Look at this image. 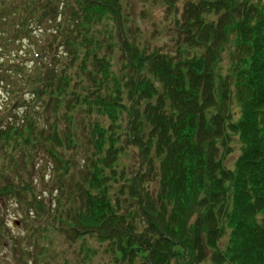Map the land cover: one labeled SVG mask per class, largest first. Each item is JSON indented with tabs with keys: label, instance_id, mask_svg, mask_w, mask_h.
Instances as JSON below:
<instances>
[{
	"label": "trees",
	"instance_id": "1",
	"mask_svg": "<svg viewBox=\"0 0 264 264\" xmlns=\"http://www.w3.org/2000/svg\"><path fill=\"white\" fill-rule=\"evenodd\" d=\"M125 1L0 0L8 41L30 38L36 25L39 53L31 59L41 57L45 70L0 105V202L29 208L45 228L117 239L129 264L179 257L184 264L208 257L213 264H264V0H152L167 7L169 48L144 43L146 33L130 40ZM223 54L230 66L224 73ZM6 57L0 55V76L9 72ZM125 95L138 121L125 130L143 147L144 169L121 199L110 192L124 174L117 169L120 134L87 117L116 121ZM232 144L240 152L229 167ZM77 155L85 163L79 202L67 192ZM39 161L58 193L51 209L30 181ZM66 194L79 204L68 212ZM2 211L0 203V245L7 241Z\"/></svg>",
	"mask_w": 264,
	"mask_h": 264
},
{
	"label": "rangeland",
	"instance_id": "2",
	"mask_svg": "<svg viewBox=\"0 0 264 264\" xmlns=\"http://www.w3.org/2000/svg\"><path fill=\"white\" fill-rule=\"evenodd\" d=\"M124 5H126L125 15L129 14L130 16V20H126L127 32L132 34L129 36L130 40L135 38V35H139V33H146V37L144 36L142 41L146 43L147 40H150L152 47L160 46L161 48V46H164L165 48H169L173 44L171 34L174 30H172L171 20L167 19V7L164 3L158 1L155 3L152 2V0H127ZM175 6H177L179 10H182V5L179 2H176ZM115 27V21H111L110 29L112 32ZM7 30V26L3 27L0 22V55L7 56L5 61H10L9 65L4 67H9V72L0 76V103L4 101L0 104L2 105L1 107L7 106L8 102L17 94L15 92L18 89L24 88V84H26L27 81L33 80V74L37 71H39L38 73L45 71L41 68V57L31 59V56H33L35 52L39 53L37 46L33 43L37 40L33 35L34 32L38 31L36 25L33 26V30L35 31L30 33V35H32L30 38L28 34L24 39L18 41H8V35L5 33ZM226 56V54H223L224 60L220 64L223 73L229 70L230 67L229 61L225 58ZM117 61V58H114L113 62L111 61L115 63L113 65V70L118 74H122V69L124 68V66L121 65L122 60ZM126 70H128V68ZM10 91L15 94H10ZM6 98H8V100H5ZM119 103H122L123 107L119 108V117L116 121H111L107 116L97 117V115L88 116L87 119L93 117L96 121L98 120V124L105 129L107 133L115 132L116 134H120V137H115L119 154V167L117 169L119 172L124 170V174L117 175V178L115 177V180L111 181L110 192L111 196L114 198L115 195H117V197L124 199L129 197L128 187L131 185L132 179L135 178V176L137 177L138 171L144 169V166H141L140 153L143 151L142 145H140V143L136 144L135 139L130 140L129 136L131 133H127V130H125L126 127L128 129L134 128L137 124L136 122H138L135 120V113L130 109L132 101L129 99L128 95H125V99ZM86 108L87 107L82 110H86ZM21 109L22 108L17 110L13 117H15L18 112L21 113ZM64 110H60V112H64ZM22 115H17V117L19 118ZM237 116H235V119ZM75 117H77V115H75ZM85 122L87 124L90 123L92 126L94 125L92 121ZM87 131L89 130L87 129ZM79 133H81V131ZM231 147H233L234 153L228 156L224 162L225 165L229 167L233 166L234 160L238 157L240 152L236 144H232ZM67 152L73 157V151ZM41 162L42 161H39L34 167H30V181L33 180L31 182L33 185H36L35 187L38 191L37 193H40L41 200L51 209L52 206H50V203L55 201L58 193L57 191H54L53 194L51 193L52 188L55 187L54 184L50 183V176H52V174L48 172L47 176H43L44 173L40 171ZM83 163L84 156L77 155L73 162L74 166L69 171L67 177L71 182V186H68L67 192L73 193L71 194L72 198L77 202L80 201L79 197H81L79 185L82 181L80 180L81 173L85 170V163ZM154 166L159 167L158 160L154 162ZM149 178L153 180V177L149 176ZM150 182L151 191L154 193V190L157 189L156 184L153 183V181ZM46 184L48 185L46 186ZM122 190L126 192L125 195L120 194ZM66 196L67 194L64 197L66 200H64L63 210L68 212V208H76L79 204L76 205L75 203L71 205ZM124 202L128 204L130 200ZM0 203L3 207L2 213L7 222V241L3 242L4 245H0V264H129L126 261H122L117 253L119 249L117 239H105L99 237L97 234L77 236L72 230L60 232L59 230H53L51 227L45 228L40 225L42 221L34 219L31 213L27 212L29 208L21 212L17 205L9 204L7 200L6 202L1 201ZM123 211L124 210H120V212ZM66 212H64V215L67 214ZM35 225L40 226V228L35 230ZM64 226L66 227L67 224H64ZM228 241V235H225L221 241V248H224ZM182 251L184 252V250ZM145 256H147V254H145ZM187 256L188 254H182L181 257L186 258ZM141 260L138 259L136 264H142ZM171 262V264L185 263L180 257L178 260H173ZM198 264L213 263L208 257L205 261Z\"/></svg>",
	"mask_w": 264,
	"mask_h": 264
}]
</instances>
